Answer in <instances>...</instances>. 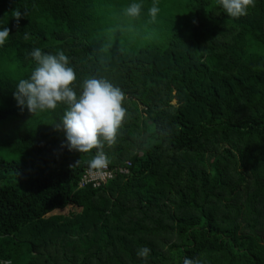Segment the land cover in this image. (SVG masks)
Wrapping results in <instances>:
<instances>
[{"label":"trees","instance_id":"obj_1","mask_svg":"<svg viewBox=\"0 0 264 264\" xmlns=\"http://www.w3.org/2000/svg\"><path fill=\"white\" fill-rule=\"evenodd\" d=\"M172 4L0 0V264H264V0Z\"/></svg>","mask_w":264,"mask_h":264},{"label":"built area","instance_id":"obj_2","mask_svg":"<svg viewBox=\"0 0 264 264\" xmlns=\"http://www.w3.org/2000/svg\"><path fill=\"white\" fill-rule=\"evenodd\" d=\"M128 172V167L124 165H119L111 169L107 164L106 158L103 155H100L97 167L85 170L79 181V186L83 187L90 184L92 187L97 188L106 183L109 179H112L115 173L127 174Z\"/></svg>","mask_w":264,"mask_h":264},{"label":"rangeland","instance_id":"obj_3","mask_svg":"<svg viewBox=\"0 0 264 264\" xmlns=\"http://www.w3.org/2000/svg\"><path fill=\"white\" fill-rule=\"evenodd\" d=\"M173 4L171 5L170 9H168L167 15H168V19H167V23L166 25L161 28V30H165V29H171L174 28L175 25L179 26L181 24V18L180 16L182 15V12H184L183 14V20L185 22L186 18H185V14L189 13L187 10V0H172ZM152 20L155 22H163V19H160L157 15L156 17L152 18ZM7 125V121H0V137H1V133L5 130V127ZM3 155V153L0 150V156ZM67 212V211H65Z\"/></svg>","mask_w":264,"mask_h":264}]
</instances>
